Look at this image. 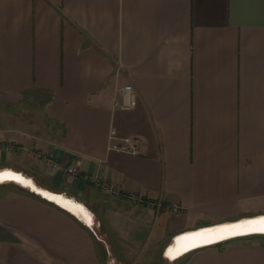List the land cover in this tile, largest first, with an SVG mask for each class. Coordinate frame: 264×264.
Returning <instances> with one entry per match:
<instances>
[{"label":"crops","instance_id":"obj_1","mask_svg":"<svg viewBox=\"0 0 264 264\" xmlns=\"http://www.w3.org/2000/svg\"><path fill=\"white\" fill-rule=\"evenodd\" d=\"M127 83L138 102L121 109ZM126 137L138 153L112 147ZM38 151L59 167L31 177L91 223L0 190V264H264L258 238L166 253L264 214V0H0V169Z\"/></svg>","mask_w":264,"mask_h":264},{"label":"bare ground","instance_id":"obj_2","mask_svg":"<svg viewBox=\"0 0 264 264\" xmlns=\"http://www.w3.org/2000/svg\"><path fill=\"white\" fill-rule=\"evenodd\" d=\"M5 181L19 182L23 186L28 187L31 191L40 193L42 196L47 197L49 200L73 212L86 222L91 223L92 216L83 204L64 194L40 186L34 178L22 171L13 168L0 169V182ZM251 232H264V214L235 222L224 223L211 228H200L183 233L175 238V241L167 248L166 253L171 259H175L188 249L199 244L211 243L231 236L244 235Z\"/></svg>","mask_w":264,"mask_h":264},{"label":"built area","instance_id":"obj_3","mask_svg":"<svg viewBox=\"0 0 264 264\" xmlns=\"http://www.w3.org/2000/svg\"><path fill=\"white\" fill-rule=\"evenodd\" d=\"M119 90L122 95V99L115 100V105L117 107L121 109H131L134 106H136L138 102L137 92L132 83H127L123 85ZM110 137L112 139H117V134H116L115 129H112ZM139 146H140V140L138 137H126V138L119 140V142L112 144V147L117 150H120L123 152L135 153V154L139 152ZM37 155L40 158H42V160L50 167L52 168L59 167V164L54 158L44 154L41 151H38ZM66 172L71 177H75L80 174V170L76 167H69L66 170ZM90 179L93 181V183L96 185L97 188H103L114 195L125 194L129 199L134 200V201H138V202L142 201V197L138 193L136 192L124 193L117 185H115L114 183L106 179H102L99 177H90ZM172 210L175 213H180L182 211V207H180L179 205H175L172 207Z\"/></svg>","mask_w":264,"mask_h":264},{"label":"rangeland","instance_id":"obj_4","mask_svg":"<svg viewBox=\"0 0 264 264\" xmlns=\"http://www.w3.org/2000/svg\"><path fill=\"white\" fill-rule=\"evenodd\" d=\"M4 110H6L4 108ZM9 112V111H7ZM8 144V143H7ZM24 150V149H23ZM22 151V149H21ZM25 151V150H24ZM20 154H18L17 156V162L18 164H21L25 171H23L25 174H28L30 176H33L35 178V180L42 184V183H48V175L49 172L48 170H50L52 167H50L49 165H47L42 158H40L38 155H30L28 157L25 156V154L22 152H19ZM17 168V167H14ZM19 169V168H18ZM0 190H2L1 192H3V194H10L12 192H18L20 190H24L27 192H31V190L27 187H23L21 186L19 183L17 182H13V181H6L3 183H0ZM247 239V238H258L261 241H264V234H253V235H249V236H241L238 237L236 239ZM235 240V239H233ZM185 256L176 259L175 261H169L165 258H162L161 261H159V259H157L155 261V264H180L182 262V260L184 259ZM154 264V261H152Z\"/></svg>","mask_w":264,"mask_h":264},{"label":"water","instance_id":"obj_5","mask_svg":"<svg viewBox=\"0 0 264 264\" xmlns=\"http://www.w3.org/2000/svg\"><path fill=\"white\" fill-rule=\"evenodd\" d=\"M5 182H6V181H5ZM13 182H16V181H13ZM0 183H3V182H0ZM17 183H19V182H17ZM19 184H21V183H19ZM33 192H35V193L38 194V195H41L40 193H37L36 191H33ZM41 196H42V195H41ZM43 197H44V196H43ZM45 198H47V197H45ZM47 199H48V198H47ZM50 201H51V200H50ZM53 202H54V201H53ZM55 203H56V202H55ZM253 217H255V216H253ZM248 218H251V217H248ZM243 219H245V218H243ZM239 220H241V219H238V220H235V221H239ZM235 221H231V222H235ZM226 223H230V222H226ZM221 224H224V223L215 224V225H211V226H207V227H203V228H204V229H206V228H211V227H215V226H218V225H221ZM203 228H201V229H203ZM253 234H264V232H251V233L244 234V235H235V236H231V237H228V238H225V239H222V240H219V241L211 242V243L199 244V245H197V246H195V247H192V248L188 249V250L185 251L184 253H186V252H188V251H190V250H193V249H196V248L202 247V246L211 245V244H218V243H222V242H226V241H230V240L236 239V238L241 237V236H248V235H253ZM174 241H175V239H174Z\"/></svg>","mask_w":264,"mask_h":264}]
</instances>
